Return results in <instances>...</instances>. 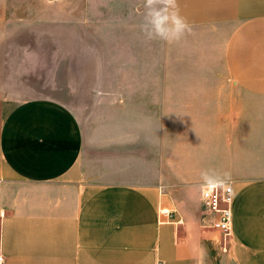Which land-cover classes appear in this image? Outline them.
<instances>
[{
    "label": "crops",
    "instance_id": "0c3cea01",
    "mask_svg": "<svg viewBox=\"0 0 264 264\" xmlns=\"http://www.w3.org/2000/svg\"><path fill=\"white\" fill-rule=\"evenodd\" d=\"M66 3L73 24L107 21L105 3ZM142 4L116 0L115 12L125 16L115 24L139 32ZM178 5L191 33L162 42L179 46L180 61L194 58L195 72L206 76L198 79L197 101H180L179 113L194 125L180 130L177 145L170 134L161 144L152 134L140 156L138 129L125 131L130 144L123 147L115 115L99 120L97 139L85 143L80 119L64 102L0 96L2 264H264V0ZM9 8L0 2L2 24ZM94 9L99 17L89 16ZM132 52L137 61L151 51ZM162 57L165 73L170 50ZM137 70L129 67L131 75ZM131 95L125 101H154L140 87ZM169 112L168 105L170 120ZM205 169L231 172L237 195L228 234L206 224Z\"/></svg>",
    "mask_w": 264,
    "mask_h": 264
},
{
    "label": "rangeland",
    "instance_id": "374dc122",
    "mask_svg": "<svg viewBox=\"0 0 264 264\" xmlns=\"http://www.w3.org/2000/svg\"><path fill=\"white\" fill-rule=\"evenodd\" d=\"M2 1L10 5L4 13L10 21L0 22V96L64 102L75 110L83 125L84 141L91 144L97 139L99 120L115 115L123 130V147L130 144L125 131L138 129L140 156L148 154L146 144L152 134L157 144L170 134L171 143L177 145L180 130L193 128L194 123L179 113V104L202 96L196 86L206 75L195 72L194 58L180 61L179 46L169 49L162 41L146 42L141 30L132 33L129 25L115 24L114 17L120 14L114 10L116 0H92L105 3L106 23L78 25L68 19L67 0ZM25 5L28 7L23 9ZM89 16L99 17V12L94 9ZM136 50L151 52L136 61L132 57ZM163 50L171 52V58L165 59V73ZM183 51L191 52L189 47ZM130 66H137L135 75L129 72ZM138 87L154 101H125ZM99 90L107 91V101ZM114 97L122 101H111ZM165 104L170 106V120L164 115Z\"/></svg>",
    "mask_w": 264,
    "mask_h": 264
},
{
    "label": "clouds",
    "instance_id": "9594fccd",
    "mask_svg": "<svg viewBox=\"0 0 264 264\" xmlns=\"http://www.w3.org/2000/svg\"><path fill=\"white\" fill-rule=\"evenodd\" d=\"M143 20L140 30L148 41H163L169 44L180 42L191 33V25L180 14L178 0H143ZM202 199H207L217 190L227 189L235 198L230 171L219 172L205 169L200 173Z\"/></svg>",
    "mask_w": 264,
    "mask_h": 264
},
{
    "label": "built area",
    "instance_id": "2783aa9c",
    "mask_svg": "<svg viewBox=\"0 0 264 264\" xmlns=\"http://www.w3.org/2000/svg\"><path fill=\"white\" fill-rule=\"evenodd\" d=\"M202 202L206 213V224L217 228L224 234H228L231 230L234 213L232 210L234 198L229 194L228 190H217L207 199H202ZM3 261L4 259L0 254V264Z\"/></svg>",
    "mask_w": 264,
    "mask_h": 264
}]
</instances>
